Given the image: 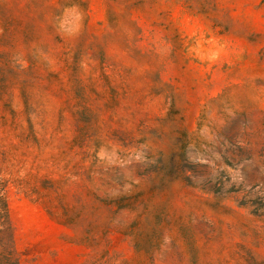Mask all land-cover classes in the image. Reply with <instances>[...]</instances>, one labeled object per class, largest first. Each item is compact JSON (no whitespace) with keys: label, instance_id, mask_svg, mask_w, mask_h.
Masks as SVG:
<instances>
[{"label":"rangeland","instance_id":"rangeland-1","mask_svg":"<svg viewBox=\"0 0 264 264\" xmlns=\"http://www.w3.org/2000/svg\"><path fill=\"white\" fill-rule=\"evenodd\" d=\"M0 151L19 264H264V0H0Z\"/></svg>","mask_w":264,"mask_h":264},{"label":"trees","instance_id":"trees-1","mask_svg":"<svg viewBox=\"0 0 264 264\" xmlns=\"http://www.w3.org/2000/svg\"><path fill=\"white\" fill-rule=\"evenodd\" d=\"M3 122H6V118L2 117ZM0 154H3L0 151ZM6 182L0 178V264H19L13 257L12 251L7 245L6 236L10 229L9 214L7 202L4 196V189Z\"/></svg>","mask_w":264,"mask_h":264}]
</instances>
